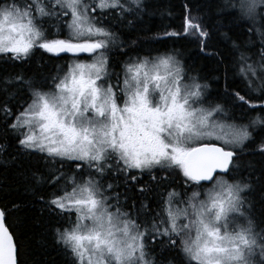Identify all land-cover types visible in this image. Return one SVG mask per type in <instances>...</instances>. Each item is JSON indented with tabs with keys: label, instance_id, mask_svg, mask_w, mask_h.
<instances>
[{
	"label": "rangeland",
	"instance_id": "374dc122",
	"mask_svg": "<svg viewBox=\"0 0 264 264\" xmlns=\"http://www.w3.org/2000/svg\"><path fill=\"white\" fill-rule=\"evenodd\" d=\"M31 1L39 14L44 1L64 6L69 14L66 36L47 39L37 24L39 14L3 4L0 53L25 55L34 46L49 49L64 41L98 47L85 57L71 58L54 88L35 94L15 118L12 127L24 147L86 162L101 172L98 180L112 157L126 169L148 171L164 165L183 166L187 152L203 142L236 149L249 138L247 126L222 121L219 107L201 104L206 87L184 74L175 55L130 59L123 71V103L114 99L106 85V62L120 43L114 34L90 21V1L102 10L122 7L127 11L140 0ZM231 4L246 20L258 13L264 17V0H231ZM180 32L205 37L192 19L182 23ZM250 75L257 78L258 71L251 69ZM96 179L71 181L70 190L53 201L75 213V222L60 233V240L78 264L134 263L144 256L146 229L111 206ZM198 191H187L185 199L177 192L168 194L163 216L151 232L185 234L184 252L197 264H264V241L250 227L241 201L242 186L217 176Z\"/></svg>",
	"mask_w": 264,
	"mask_h": 264
},
{
	"label": "trees",
	"instance_id": "16d2710c",
	"mask_svg": "<svg viewBox=\"0 0 264 264\" xmlns=\"http://www.w3.org/2000/svg\"><path fill=\"white\" fill-rule=\"evenodd\" d=\"M230 1L140 0L127 11L102 10L90 1L87 16L120 43L108 54L112 81H118L121 68L134 57L175 55L184 74L206 87L201 101L205 108L219 107V119L248 127L249 138L231 149L232 164L223 177L244 189L241 201L250 227L264 241V17L258 13L246 20ZM3 4L39 14L31 0H0V7ZM41 5L37 24L44 36L64 39L66 8L51 1ZM191 19L205 32L204 39L178 34L182 23ZM73 57L85 55H54L41 46L25 55L0 53V209L14 238L17 264H78L59 237L75 222V213L53 201L72 183L96 179L101 172L83 161L24 147L12 127L35 93L51 91L65 76ZM251 69L258 71L257 78L251 77ZM109 161L105 174L96 179L98 185L111 206L146 229L144 256L131 264H197L184 252L185 234L158 235L151 229L163 216L168 194L177 192L185 199L187 191L199 192L208 185L194 182L181 165L136 171L115 157Z\"/></svg>",
	"mask_w": 264,
	"mask_h": 264
},
{
	"label": "water",
	"instance_id": "95a60500",
	"mask_svg": "<svg viewBox=\"0 0 264 264\" xmlns=\"http://www.w3.org/2000/svg\"><path fill=\"white\" fill-rule=\"evenodd\" d=\"M96 48L92 44H52L54 55L64 53H89ZM234 151L217 143H200L192 147L184 157V172L194 182L209 184L217 175H225L232 163ZM0 264H17V249L14 238L4 222L0 209Z\"/></svg>",
	"mask_w": 264,
	"mask_h": 264
},
{
	"label": "flooded vegetation",
	"instance_id": "af4514ba",
	"mask_svg": "<svg viewBox=\"0 0 264 264\" xmlns=\"http://www.w3.org/2000/svg\"><path fill=\"white\" fill-rule=\"evenodd\" d=\"M126 65V64H125ZM121 68V72L119 74V78L117 82L112 81V76L113 74L110 72L111 68L109 67V62H106V71L109 75V81L106 85H110L113 94H114V99H122L123 98V86H122V80H123V71H124V66ZM117 101V100H116ZM118 102V101H117ZM120 103V102H118ZM129 137L131 138V135L129 134Z\"/></svg>",
	"mask_w": 264,
	"mask_h": 264
}]
</instances>
